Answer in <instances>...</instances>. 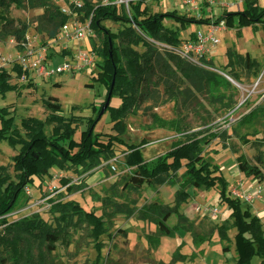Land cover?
I'll use <instances>...</instances> for the list:
<instances>
[{
	"label": "rangeland",
	"instance_id": "1",
	"mask_svg": "<svg viewBox=\"0 0 264 264\" xmlns=\"http://www.w3.org/2000/svg\"><path fill=\"white\" fill-rule=\"evenodd\" d=\"M19 1L21 7L10 3L8 17L15 19L17 24L29 27L26 37H48L46 32L36 30L40 18L48 9L27 8L28 3L23 5L27 0ZM83 1L91 6L108 2L129 16L135 14L132 9L134 5L130 7L129 3L137 5L140 2L124 0L123 10L120 0ZM52 3L58 7L60 15L62 0H52ZM141 10L151 15L175 11L179 15L195 17L176 4L175 0H144ZM226 10V7L220 6L214 13L204 10L202 15L217 19ZM92 11L90 6L85 7L86 19L90 18ZM164 24L165 30L150 40L141 37L134 25L114 21L103 23L105 28L117 35L116 43L124 70L118 76V95L109 102L110 109L95 132L112 135L125 144L138 146L143 159L148 162L170 151L176 142L185 141V135L179 134L183 130L187 131V135L205 138L202 143L204 158L220 167L230 184L228 193L233 197V189L241 190V181H245V174L237 164L239 157L244 156L251 166L257 167L264 179V119L253 127H238L243 116L264 105V34L261 37L255 29L252 34L251 31H238L237 28L218 32L221 39L219 55L209 63L203 61L198 64L183 60L177 50L201 27L183 26L174 19H167ZM92 30L89 43L98 60V68L93 73L33 79L17 65L16 57L21 46L14 37L3 34L0 22V71L10 75L9 84L14 88L0 94V109L6 111L7 118L14 119L23 138L25 120L42 122L44 133L52 139L55 128L70 126L74 131L73 137L61 142V145L76 151L75 144L87 131L96 111L107 100V88L96 81L104 64L106 37L95 23H92ZM229 50L254 58L250 56V69L244 64L234 66L233 72L242 83L225 77L229 71L226 67ZM153 53L155 58L152 57ZM3 58L8 63L1 61ZM200 69L222 76L230 82L231 87L218 84L219 92L210 95V89L206 88L207 80L200 75ZM149 75L156 84L147 81ZM175 120H179L180 131L176 132L172 125L161 127L162 122ZM1 125L0 120V128ZM236 130L241 135L238 136ZM211 134L214 137L210 138ZM104 140L107 141L106 138ZM21 148V145L12 146L9 141L0 140V173L4 171L12 180H16L14 160ZM130 154L127 145L115 142L111 152L85 165L60 162L50 169V175L34 177L32 193L23 195L11 222L38 215L55 229L59 234L52 255L55 264H96L98 240L93 232L94 226L83 215L85 213L101 218L106 229V233L99 238L105 261L99 264H108L107 258L120 264H151L153 261L169 264L179 248L176 246L188 243L190 247L186 246L187 249L181 250V253H197L201 260L204 256V253H199L202 245L195 244V240L211 242L214 236L220 238L221 229L227 230L228 236L227 241L220 238L222 248L229 246L231 251L234 248V253L224 258L230 264H237V259L234 260L237 256L236 246H233L237 229L230 219L231 211L221 202V187L192 188L187 185L184 170H181L163 176L153 186L134 188L130 180L136 168L128 165ZM177 190L189 194L178 210L179 215L189 219L182 221L179 215L172 216L168 225L177 233L175 238L164 239L165 236H160L156 213L158 209L174 206ZM70 203L78 205L84 213L77 214L71 208H63ZM249 206L256 214V209ZM213 209H218L217 216H212ZM259 214L264 222V211ZM178 235L181 240H178ZM151 236L160 238L158 247L150 245ZM218 242L216 240L209 245L211 252L219 256L212 264H221L222 252L218 254L216 251L220 245ZM253 264H262V260L255 257Z\"/></svg>",
	"mask_w": 264,
	"mask_h": 264
},
{
	"label": "trees",
	"instance_id": "2",
	"mask_svg": "<svg viewBox=\"0 0 264 264\" xmlns=\"http://www.w3.org/2000/svg\"><path fill=\"white\" fill-rule=\"evenodd\" d=\"M10 3H16L19 7L22 6L19 0H0L2 32L6 36L14 37L18 44H21L26 39L29 27L26 24H17L15 19L8 17L7 10ZM26 3H28L27 8L48 9L40 18L36 30L46 32L50 39L55 38L60 27L66 22L67 17L62 14L58 15V7L52 3V0H27V2H23V5ZM85 4L86 8L88 5L93 10V23L99 27L106 37V47L103 56L104 64L96 81L101 82L107 88V100L96 111V116L89 121L87 131L82 133L80 141L75 144L76 151L66 149L61 145V142L68 141L73 137L74 131L70 126L67 128H55V137L52 139L44 133L42 122L36 119L25 120L23 122L25 138H23L14 119L7 118L6 111L0 109V120L2 123L0 140L9 141L12 146H22L19 155L14 160L16 180H12L7 173L4 174V171L0 173V264H55L52 260V255L56 250V243L59 239L58 232L38 215L20 218L14 222L9 221L8 216L19 208L25 194V188L33 183L34 177L50 175V169L57 166L60 162L81 166L89 161L99 159L112 151L115 142L127 145L131 151L128 165L136 168L130 180L134 188L140 189L144 185L153 186L154 182L163 176L181 170H184L187 185L192 188L213 189L220 186L221 202L226 204L231 211L230 219L233 220V225L237 229L235 237L237 264H253L255 257L260 258L262 264H264V222L260 216L252 212L249 205L230 196L228 193L230 184L221 173L220 167L204 158L202 143L206 140L205 138L201 139L198 135H187V131L183 130L179 134L185 135V141L176 142L170 151L148 162L143 159L142 150L138 146L125 144L122 140L112 135L95 132L102 117L110 109L109 102L114 96L118 95V76L124 70L121 54L116 43L117 35L103 26L105 21L134 25L139 30L141 37L152 40L165 30L164 22L167 19H174L183 26L206 25L210 24L212 20L210 18L198 19L179 15L175 11L151 15L145 10H141L144 0H140L137 5L133 2L129 3L130 7L134 5L132 9L135 10V14L132 16L121 13L111 3L106 5L100 3L94 6L86 2ZM123 7L124 5H122V9L125 10ZM55 19L57 20L56 23ZM223 20L226 21L228 28H237L238 30L255 24L264 25V9L225 12L214 21L219 24ZM227 55L229 62L226 67L229 71L226 74L238 83H242L240 78L233 72L234 66L244 64L247 69H250L251 57L249 55L241 56L232 50H229ZM152 57L155 58L154 53ZM253 64L254 62L252 66ZM199 73L207 80L206 88L210 89V95L212 96L219 92L218 84L231 87L230 82L222 76L212 75L211 72L202 69L199 70ZM254 74L257 75L255 72ZM148 80L156 84L151 75L148 76ZM9 81L10 75L7 72L0 71V94H5L14 89L9 84ZM261 119H264V105L254 108L250 113L243 116L238 122V127H253ZM165 124L168 126L172 125L176 132L180 131L179 120L162 122L161 127H164ZM235 133L238 136L241 135L237 130ZM209 137L212 138L214 135L211 134ZM105 138L107 141L104 140ZM237 164L239 170L248 177H262L260 170L251 166L244 156L237 159ZM188 197L189 194L187 192L177 190L174 206L166 207L162 210L158 209L156 214L158 215L157 226L160 236L175 237L177 230L171 228L168 222L172 216L179 215L178 210L187 201ZM64 207L71 208L77 214L84 213L76 204H65ZM83 215L94 226L93 232L98 240L96 244L98 251L96 264H99V262L105 261L101 254L103 244L99 242V238L106 233V229L101 218L89 213ZM143 217H147L145 213H143ZM179 217L182 221H188L183 215H179ZM219 236L222 241H227V230L221 229ZM205 242L206 240H195L197 245H202ZM149 243L152 247H158L160 238L151 236L149 237ZM230 251L231 248L229 246L224 248V253ZM198 258L199 255L196 253L189 257L182 255L180 249H178L169 264L187 261L194 262ZM107 261L108 264H120L108 258L106 259ZM151 264L164 263L153 261Z\"/></svg>",
	"mask_w": 264,
	"mask_h": 264
},
{
	"label": "built area",
	"instance_id": "3",
	"mask_svg": "<svg viewBox=\"0 0 264 264\" xmlns=\"http://www.w3.org/2000/svg\"><path fill=\"white\" fill-rule=\"evenodd\" d=\"M176 4L186 12L201 19L203 12L214 13L218 7L224 6L220 0H175ZM126 1L120 0L124 5ZM110 4L108 2L104 5ZM114 5V4H113ZM86 4L83 0H62L60 13L67 17L66 22L60 27L55 38L30 36L20 44L21 50L16 57L17 65L29 73L33 79H52L55 75L93 73L98 68L97 56L92 50L89 40L92 37L93 14L86 19L84 14ZM210 24L201 25L195 36L189 38L177 50L183 60L201 63L211 62L220 53L221 39L218 32L227 30L225 20L215 23L213 17H209ZM1 61L8 63L6 58ZM10 63V62H9ZM5 64V63H4ZM240 173V171H237ZM241 181L242 189H233L232 195L256 209V214L264 211V179L254 177ZM29 184L25 188L26 194H31L33 187ZM258 211V212H257ZM14 212L8 216L11 221ZM212 216L219 214L218 209L211 210Z\"/></svg>",
	"mask_w": 264,
	"mask_h": 264
},
{
	"label": "crops",
	"instance_id": "4",
	"mask_svg": "<svg viewBox=\"0 0 264 264\" xmlns=\"http://www.w3.org/2000/svg\"><path fill=\"white\" fill-rule=\"evenodd\" d=\"M221 3L225 4V7H226V12H244L246 10H251V11H257L259 9H264V0H220ZM223 7V6H222ZM225 13V12H224ZM194 26H198V27H201V25H194ZM236 29V28H235ZM257 30V34H261V37L263 36L264 34V25L263 24H255V25H252V26H248V27H245L241 30H244V31H251V33L253 34V31ZM238 30V29H237ZM241 30H238V31H241ZM245 33V32H244ZM248 38V37H247ZM264 38V37H262ZM241 55V54H240ZM241 56H244L243 54ZM247 56V55H245ZM244 56V57H245ZM251 56V55H250ZM252 57V56H251ZM252 59H254L252 57ZM187 219H189L187 216H185ZM218 235V234H217ZM178 240H181V237L178 235ZM164 239H166L167 237H163ZM175 238V237H174ZM216 240H218L220 243L219 245V248L216 249L217 253L220 254V252H222L220 255V259H221V264H230L228 260H226L224 257L225 256H229L231 254L234 253V248L232 249V251L228 254H225L224 253V249L222 248V244H221V241H220V238L217 237V236H214V238L212 239L211 242L209 241H206L205 243L202 244V247L201 249H199V253H204V256H203V259L200 260V255H199V258L196 259L194 262H188V264H204L206 261L209 262L212 264V262H214L215 260H218L219 256L214 253V252H211L212 249L209 248V245H211L212 242H215ZM233 246H236V241L233 240ZM163 242L164 240L162 239V246H163ZM186 246H189V243L185 246H176V247H179V248H182L180 249V252L181 250H185L187 249ZM190 247V246H189ZM188 247V248H189ZM193 247V246H192ZM178 248V249H179ZM187 251V250H186ZM190 252V251H188ZM188 252H182L181 254L182 255H186V256H191V255H188ZM197 254V253H196ZM223 255V256H222ZM236 261V257L234 259ZM196 262V263H195ZM185 264V263H184Z\"/></svg>",
	"mask_w": 264,
	"mask_h": 264
},
{
	"label": "water",
	"instance_id": "5",
	"mask_svg": "<svg viewBox=\"0 0 264 264\" xmlns=\"http://www.w3.org/2000/svg\"><path fill=\"white\" fill-rule=\"evenodd\" d=\"M225 77L232 81V79L230 77H228V76H225Z\"/></svg>",
	"mask_w": 264,
	"mask_h": 264
}]
</instances>
